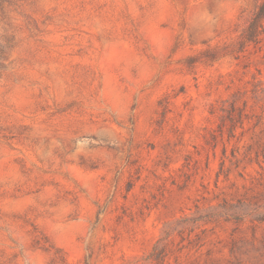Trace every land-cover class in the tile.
<instances>
[{
  "label": "rangeland",
  "instance_id": "rangeland-1",
  "mask_svg": "<svg viewBox=\"0 0 264 264\" xmlns=\"http://www.w3.org/2000/svg\"><path fill=\"white\" fill-rule=\"evenodd\" d=\"M257 0H0V264H264Z\"/></svg>",
  "mask_w": 264,
  "mask_h": 264
},
{
  "label": "trees",
  "instance_id": "trees-1",
  "mask_svg": "<svg viewBox=\"0 0 264 264\" xmlns=\"http://www.w3.org/2000/svg\"><path fill=\"white\" fill-rule=\"evenodd\" d=\"M264 31V0H257L250 14L247 25L240 34L243 42H256L258 35Z\"/></svg>",
  "mask_w": 264,
  "mask_h": 264
}]
</instances>
